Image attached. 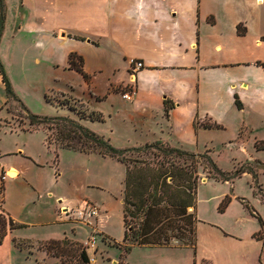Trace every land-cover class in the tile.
I'll return each mask as SVG.
<instances>
[{
    "label": "crops",
    "instance_id": "0c3cea01",
    "mask_svg": "<svg viewBox=\"0 0 264 264\" xmlns=\"http://www.w3.org/2000/svg\"><path fill=\"white\" fill-rule=\"evenodd\" d=\"M3 4L0 65L8 77L13 75L10 84L18 77L26 85H40L43 98L46 93L72 97L102 119H77L81 124L107 130L117 122L126 133L121 135L123 143H162L174 149L172 143H240L244 163L264 168V158H258L264 150L254 147L264 143V69L259 65L264 64L263 0L240 1L239 9L253 11H245L243 17L230 13L235 10L226 0H3ZM130 60L141 61L143 67L132 73ZM8 67L14 69L10 74ZM105 71L110 77L98 93L96 82ZM112 86L118 91H111ZM129 86H134V95L124 100L121 94ZM0 89L4 90L1 76ZM13 92L29 112L26 99ZM7 102L0 100V118L6 115ZM0 131L9 138L23 133L2 122ZM227 131L235 136L223 140L218 132ZM130 132L136 135H127ZM110 139L116 140L112 134ZM22 147L16 141L0 145V214L22 228L55 224L66 217L63 211L70 204L29 175V167L39 163ZM9 171L17 176L9 177ZM242 176L253 178L249 173ZM42 197L49 204L33 208L31 204ZM230 197L221 214L216 207L223 196L213 199L210 218L195 207L187 209L194 215L191 250L167 248L171 239L165 246L134 244L128 253L118 247L112 257L123 253L126 264H150L147 257L152 254L164 257L155 264H262L264 242L254 238L259 224L245 205L261 216L258 210H264V201L254 188L251 199ZM34 217L43 219L25 220ZM22 228L6 226L0 264H12L14 252L26 250L14 245L30 241L20 233ZM122 240L123 234L113 242ZM36 252L42 263L58 264L44 251ZM173 252L183 254L177 257Z\"/></svg>",
    "mask_w": 264,
    "mask_h": 264
},
{
    "label": "rangeland",
    "instance_id": "374dc122",
    "mask_svg": "<svg viewBox=\"0 0 264 264\" xmlns=\"http://www.w3.org/2000/svg\"><path fill=\"white\" fill-rule=\"evenodd\" d=\"M226 1H228L230 8L238 11H230L232 14L238 13L239 17L245 16V11L246 13L253 14V11L238 8L239 2H244L245 0ZM262 16L264 22V0ZM239 31L241 30L239 29ZM241 32L243 33V31ZM7 69L9 74L14 70L10 67ZM4 72L7 80L11 76L13 77V75L8 77L5 67ZM107 77L110 76H108L106 71L98 77L96 92L101 93L104 90ZM17 78H12V84H10V80L8 82L13 87L11 88L13 91H16L26 99V102L23 103H25L26 108L31 114L46 118L67 117L76 122H79L77 121L78 117L88 120V117L92 116L77 100L62 94L46 93L45 103L43 95L40 93V85H37L36 82L26 85ZM75 89L76 95L80 96L79 94L82 92L81 88L77 86ZM110 90L114 92L118 91L113 86ZM3 97L5 101V92L3 89H0L1 101ZM4 112L6 115L3 113L0 118L2 124L6 123V126L23 133L19 134L17 138H9L8 134V136L2 137L3 134L0 131V145L3 143H15V141L21 143L24 152L30 153L37 160V163H39L37 166L29 167V175L41 183L44 188H48L55 195L61 197L60 201L64 198L70 204V208L63 211V214L65 213L67 218L62 217L55 224L49 226L34 225L31 228L19 229L22 236L30 239V241L28 240L29 242L26 241L24 244V248L27 251L16 250L14 252L12 264H45L42 263L40 256H37L36 252V250L42 251L39 249L40 245L44 243L42 241L48 242L63 238L81 244L85 248V252L89 258V264H126L123 253L118 257H112L113 253L116 252L114 249L118 248V245H121L122 248L125 246L122 245L123 243L116 244L113 242V240L118 242L122 238L124 231L122 193L124 189L125 165L114 158L101 157L97 154L86 155L63 149L62 146L66 141L62 140L59 129L65 128L68 130L69 127L58 121L30 125L23 106L15 101L9 100L4 107ZM79 124L84 126L80 122ZM120 126L115 122L113 128L107 130L98 125H92L89 130L105 140H108V136L112 134L116 140L112 141L110 139L108 142L115 149L128 150L125 148H130L123 155L124 159H133L147 163L153 169L158 168L159 165H162L163 168L170 167V164L175 167H184L191 177H195L192 206L202 211L205 218H210L208 216L212 214V201L220 195L223 196L222 200L225 196L231 199L230 196L233 194L240 198L251 199L252 188H254V193L257 194L261 201H264V168H259L249 162L244 163L246 157L240 152L238 147L240 143H224L221 140H215L214 143H172L177 149H183L195 155L192 158L181 157L177 156L174 152H166L164 154L159 149H164V147L170 148L164 144L159 147L154 145V143H123L121 135L126 133L118 129ZM218 133L223 136V140L228 135L235 136V133H230V131ZM127 135L136 134L130 132ZM139 144L143 145L134 149ZM144 144L147 145L145 146ZM252 144L250 143L248 147V152L250 153L253 151ZM261 144L264 147V143ZM206 156L212 159L216 167L223 172L233 173L238 169L249 170L253 178L250 179L242 176L236 180L234 179L232 182L215 181L210 178L212 172L204 158ZM258 158H264V155H258ZM258 175H260L259 178ZM49 201L48 198L42 197L40 201L34 205L31 204V206L33 208L44 209V205H48ZM228 204L222 213L225 212ZM89 206L96 209V216L86 217L82 215L80 217L78 213L80 211L82 214L86 213ZM218 206L216 207V212L221 214L218 212ZM192 212L193 210L187 211V213L191 214V218L188 221L190 224L187 222L189 228L185 227V233L183 234L178 231L174 232L173 223H167L169 225L164 223L163 228L167 225L172 229V231L168 232L171 236H182L177 237L175 240L172 239L170 247L167 248H185L191 250L194 243V229L192 227L194 215ZM258 212L263 214L260 218L264 224V210L259 209ZM214 216L216 217V215ZM141 217L142 214L139 215L138 212L132 218L126 214L127 227H133V230L137 231L136 229H138L141 222ZM42 219L34 217L25 220L40 223ZM4 220L7 222L5 217ZM188 229L190 232H188ZM261 239L264 241V234L261 235ZM126 245H129V243ZM122 248L121 250H123ZM173 254L178 257L183 252H173ZM161 257L152 254L150 257H147V260L150 264H155L164 258ZM67 261H69V264H76L73 258H68ZM261 262L264 264V248ZM131 264L134 263L132 262Z\"/></svg>",
    "mask_w": 264,
    "mask_h": 264
},
{
    "label": "trees",
    "instance_id": "16d2710c",
    "mask_svg": "<svg viewBox=\"0 0 264 264\" xmlns=\"http://www.w3.org/2000/svg\"><path fill=\"white\" fill-rule=\"evenodd\" d=\"M4 23V4L3 0H0V33ZM238 33L239 27H237ZM74 58V55L70 56V60ZM79 63L80 59H79ZM264 69V64H259ZM77 66H80L78 64ZM78 72H81L79 67H76ZM0 76L2 83L4 84V92L7 101L12 100L22 106L18 98L14 95L11 86L6 78L5 72L0 65ZM44 102L46 103V96H44ZM236 107H240L236 101ZM27 118L30 125H40L46 122L58 121L69 127L59 129L62 140L66 142L62 148L81 154H97L101 157L114 158L118 162L125 165V175L123 182V240L118 247L122 248L125 253H128L131 246L136 244L138 246H165L173 238L182 236H171L168 232L172 231L169 225L174 224V232L178 231L181 234L185 233V227H188V221L191 218V214L187 213L188 208H192V192L193 186H195L194 176L191 177L190 173L181 166L175 167L170 164V167L163 168L159 165L158 168L153 169L151 165L147 163L133 160L124 159L123 155L129 151L119 150L113 148L108 140L103 139L88 128L79 124V122L73 121L67 117H53L46 118L38 115H33L28 112L24 107ZM70 110H72L70 108ZM92 116L88 117L91 122H101V116L95 113H90ZM79 120L83 118L78 117ZM78 121V120H77ZM156 146H162V143H154ZM152 145V146H154ZM261 143H255L256 150H264ZM146 146V145H145ZM162 152L165 154L175 153L181 157H194V154H190L179 149L164 147ZM212 172L211 179L220 182H232L234 179L239 178L243 173H250V171L238 169L233 173L223 172L218 169L215 163L208 156L204 157ZM2 190V187H1ZM229 203V198H225L218 206V212L222 213ZM250 215L254 217L259 224V231L254 238L261 240V235L264 234V224L260 216L246 206ZM142 214L140 224L137 231L133 230V227H127L126 214L130 218L134 217L135 213ZM188 222V223H187ZM164 223L167 224L164 228ZM8 229L22 228V225H15L8 220L5 222L4 215L0 214V242L5 234L6 226ZM190 224V223H189ZM160 228V229H159ZM167 228V229H166ZM188 232L190 230L188 229ZM26 241H14V245L18 248H24ZM129 243V245H126ZM49 257L56 259L58 264H69L68 258L75 259L76 264H89V258L85 252V248L76 242H71L67 238L61 240H50L40 245V248Z\"/></svg>",
    "mask_w": 264,
    "mask_h": 264
},
{
    "label": "built area",
    "instance_id": "2783aa9c",
    "mask_svg": "<svg viewBox=\"0 0 264 264\" xmlns=\"http://www.w3.org/2000/svg\"><path fill=\"white\" fill-rule=\"evenodd\" d=\"M129 65H130V70L132 73H136L138 72L142 67L143 64L141 61H137V60H130L129 61ZM135 92V88L134 86H129L128 88H126V90L121 94L122 99L124 100H130L132 98V96L134 95ZM78 215L81 217L82 215H85L86 217H94L96 216V209H94L93 207H88L87 208V212L82 214V212L80 211L78 213Z\"/></svg>",
    "mask_w": 264,
    "mask_h": 264
},
{
    "label": "bare ground",
    "instance_id": "6f19581e",
    "mask_svg": "<svg viewBox=\"0 0 264 264\" xmlns=\"http://www.w3.org/2000/svg\"><path fill=\"white\" fill-rule=\"evenodd\" d=\"M8 176L11 177V178H15L17 176V173L15 171H9L8 172Z\"/></svg>",
    "mask_w": 264,
    "mask_h": 264
},
{
    "label": "water",
    "instance_id": "95a60500",
    "mask_svg": "<svg viewBox=\"0 0 264 264\" xmlns=\"http://www.w3.org/2000/svg\"><path fill=\"white\" fill-rule=\"evenodd\" d=\"M191 210V209H190Z\"/></svg>",
    "mask_w": 264,
    "mask_h": 264
}]
</instances>
